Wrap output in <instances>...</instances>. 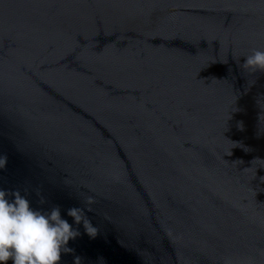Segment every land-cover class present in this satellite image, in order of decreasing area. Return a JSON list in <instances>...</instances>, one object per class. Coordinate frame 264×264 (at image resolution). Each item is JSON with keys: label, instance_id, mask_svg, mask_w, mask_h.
Instances as JSON below:
<instances>
[{"label": "water", "instance_id": "obj_1", "mask_svg": "<svg viewBox=\"0 0 264 264\" xmlns=\"http://www.w3.org/2000/svg\"><path fill=\"white\" fill-rule=\"evenodd\" d=\"M253 49L264 0H0V188L96 228L60 264H264Z\"/></svg>", "mask_w": 264, "mask_h": 264}, {"label": "clouds", "instance_id": "obj_2", "mask_svg": "<svg viewBox=\"0 0 264 264\" xmlns=\"http://www.w3.org/2000/svg\"><path fill=\"white\" fill-rule=\"evenodd\" d=\"M243 66L264 72V49H253ZM6 162V157L0 158V168ZM82 211L71 207L62 215L59 206L37 209L20 190L0 188V264H60L62 251H70L68 242L79 234L76 225L90 235L96 233ZM65 217H71V222Z\"/></svg>", "mask_w": 264, "mask_h": 264}]
</instances>
